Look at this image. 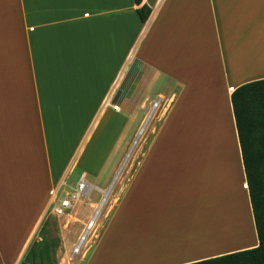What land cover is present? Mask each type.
Listing matches in <instances>:
<instances>
[{
	"label": "crops",
	"instance_id": "obj_1",
	"mask_svg": "<svg viewBox=\"0 0 264 264\" xmlns=\"http://www.w3.org/2000/svg\"><path fill=\"white\" fill-rule=\"evenodd\" d=\"M139 8L150 11L145 23ZM261 80L264 0H0V264L23 261L55 188L77 167L86 178L120 168L124 185L91 264L115 229L138 239L133 264L256 248L230 98ZM155 101L159 126L127 178L132 120ZM192 115L203 128L193 130ZM105 133H114L108 147ZM216 161L240 179L236 218L189 204Z\"/></svg>",
	"mask_w": 264,
	"mask_h": 264
},
{
	"label": "rangeland",
	"instance_id": "obj_2",
	"mask_svg": "<svg viewBox=\"0 0 264 264\" xmlns=\"http://www.w3.org/2000/svg\"><path fill=\"white\" fill-rule=\"evenodd\" d=\"M153 99L154 98L152 97L150 100L152 101ZM149 108L150 106L148 107V112ZM159 119L160 112L157 111L146 125L147 127L145 126L144 128H142L144 125V120L139 121L138 118L132 120V125L129 129L130 135H128L130 154L128 153L129 156L126 155V157L128 156L127 160H129V164L125 172H123L127 178L132 175L133 171L135 170V166L141 159V156L146 149V146L150 144L153 133L159 126ZM205 122V126H207V118L205 119ZM138 124L140 125L138 129L139 132L137 131L136 133V131L134 132V129L138 127ZM99 132H97L94 136L96 142L102 139V135H100ZM104 137V146L108 147L110 145L109 141L114 137V133L110 135L105 133ZM188 138L191 143L195 142L192 131L189 133ZM204 144L207 145V140ZM205 165L206 170H203V183L201 182L200 185L197 182L196 184L198 185V188L193 193H189V204L192 205L194 209H203V201H206V198L209 200L211 192L214 204L222 208L224 213L230 212L229 214L236 218L235 211H233L235 208L233 199L234 196H236V192L240 194L238 187L240 179L238 180L236 173L233 175L230 172V167L228 164L224 165L223 163L216 161L215 165L213 164V168H208L207 164ZM114 172L110 173L108 177H105L104 175V177H101L102 175L99 174L98 177H87L86 180L98 189L106 190L114 178L118 177L117 174H119L121 170L119 168L116 174ZM81 173L82 172L79 167L72 168L71 171H69L67 181L65 182L69 188L74 187L78 178L81 176ZM123 173H121V175H123ZM122 181L123 180H120L118 183L115 182L107 202L102 208L100 216L97 220L94 236L87 241L86 245L78 255L73 257L72 250L78 240L79 235L81 234V230L83 229L88 216L94 210L96 206L95 204L99 203L102 199L101 193L95 191L92 192L89 201L79 203L67 216H54L51 215L50 212H45V215L38 223L31 246L26 250L24 258L28 251L31 250V254H29V260L33 259V262H31L32 264H91L90 260L92 258V253L95 250L96 244H98V239L102 233L103 235L106 233V226L111 221L115 211L114 207L121 196L124 186L123 183H121ZM69 191L70 189H64L60 194V197H63L64 194ZM239 198H241V196ZM240 204L244 210L247 209L245 199H242ZM237 205L238 204H236V207ZM203 210L206 211L208 215H212L209 209ZM116 232L117 229L110 233L106 241L107 247L105 246V248L107 250H105V254L110 252V256L113 251L117 253V255L115 254L114 258L109 261V264H133L131 262L133 256L136 257L138 255V239L133 242L130 232H126V230L124 231L126 234L122 232H118L117 234ZM127 246H129L131 250L128 251ZM114 248H117L118 250H115ZM105 254L102 256L105 257ZM102 256L100 255L99 257L97 256V258H94L93 264L101 262Z\"/></svg>",
	"mask_w": 264,
	"mask_h": 264
},
{
	"label": "trees",
	"instance_id": "obj_3",
	"mask_svg": "<svg viewBox=\"0 0 264 264\" xmlns=\"http://www.w3.org/2000/svg\"><path fill=\"white\" fill-rule=\"evenodd\" d=\"M133 2L140 6L142 0ZM136 13L141 23L150 15L147 8ZM230 100L258 246L194 264H264V80L238 87ZM29 254L20 264H32Z\"/></svg>",
	"mask_w": 264,
	"mask_h": 264
},
{
	"label": "built area",
	"instance_id": "obj_4",
	"mask_svg": "<svg viewBox=\"0 0 264 264\" xmlns=\"http://www.w3.org/2000/svg\"><path fill=\"white\" fill-rule=\"evenodd\" d=\"M157 107L158 101L151 103L149 112L147 113V116L143 121L144 125L142 128H144L149 120L154 116ZM112 111L118 112V106H112ZM128 156L126 157V159L128 158ZM116 179L117 178H114V180L110 183L106 190H100L97 187L91 185L86 180L85 175L81 174L73 188H69L65 182H61L52 194L51 202L47 209V212H50L51 215L60 217L67 216L75 209V207L79 203L89 201L92 192L95 191L101 193L102 195V199L99 203L95 204L96 206L94 210L88 216V219L86 220V223L81 230V234L79 235L78 240L72 250L73 257L78 255L86 245L87 241L94 236L97 220L100 216L102 208L107 202L113 186L115 185ZM64 189H70V191L66 192L63 197H60V194Z\"/></svg>",
	"mask_w": 264,
	"mask_h": 264
},
{
	"label": "bare ground",
	"instance_id": "obj_5",
	"mask_svg": "<svg viewBox=\"0 0 264 264\" xmlns=\"http://www.w3.org/2000/svg\"><path fill=\"white\" fill-rule=\"evenodd\" d=\"M151 120V119H150ZM149 120V121H150ZM191 121L193 122V124L192 125H194V131H197V130H200L201 128H203L204 127V125H202V123L204 122V119L201 117V115H192V119H191ZM148 124V123H147ZM146 124V125H147ZM145 125V126H146ZM147 127V126H146ZM142 129V128H141ZM146 129V128H145ZM139 132V131H138ZM143 134V133H142ZM128 159V158H127ZM205 202V203H204ZM235 202V201H234ZM235 204V203H234ZM215 204H214V202H213V199H212V196L210 195L209 196V200L206 198V201L204 200L203 201V209H206V210H210V213L212 214V212L214 211V210H217V213H215V215H211V217H215V219H217V221H222L223 219H221L222 217H224V216H222L221 214H219L218 213V209L220 208V207H218L217 205L215 206ZM236 206V205H235ZM225 215V214H224ZM225 217H229V216H226L225 215ZM228 220H230V219H228ZM214 224V223H213ZM66 225V224H65ZM221 227V226H220ZM119 242V241H118ZM106 249V248H105ZM114 249H117V248H114ZM114 252V251H113ZM107 255V254H106ZM117 255V254H116ZM102 256V255H101ZM113 257V256H112ZM112 257H110L111 259H113ZM105 259L106 258V260L108 261V263H109V259H107V258H109V255L106 257H103L102 256V259ZM103 259V260H104ZM102 261V260H101ZM113 261V260H112ZM105 262V261H104ZM102 263H103V261H102ZM105 263H107V262H105ZM97 264V263H96Z\"/></svg>",
	"mask_w": 264,
	"mask_h": 264
}]
</instances>
